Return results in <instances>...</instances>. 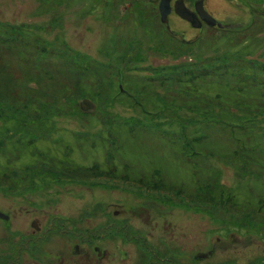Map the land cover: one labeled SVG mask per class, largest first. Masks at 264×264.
Masks as SVG:
<instances>
[{"label":"rangeland","instance_id":"obj_1","mask_svg":"<svg viewBox=\"0 0 264 264\" xmlns=\"http://www.w3.org/2000/svg\"><path fill=\"white\" fill-rule=\"evenodd\" d=\"M234 1H207L223 27L172 38L160 12L0 0V174L43 219L153 199L174 264H192L189 246H213L196 264H264V6ZM129 78L149 84L131 107Z\"/></svg>","mask_w":264,"mask_h":264},{"label":"flooded vegetation","instance_id":"obj_2","mask_svg":"<svg viewBox=\"0 0 264 264\" xmlns=\"http://www.w3.org/2000/svg\"><path fill=\"white\" fill-rule=\"evenodd\" d=\"M138 1L105 0L103 6L111 11L119 8L120 20L127 16L160 20L159 0H140L145 2L144 8L147 9L146 12L141 10V15H138V6L141 8ZM207 1L168 0L165 25L168 33L183 37L185 31H201L209 27L197 10L199 5L220 22L209 10ZM239 1H234L236 6H243ZM243 1L248 8L254 2ZM4 2L9 4V0ZM177 8H185L192 20L179 15ZM175 21L179 22L175 25L178 28L171 27ZM179 27L182 30L178 31ZM181 40L191 41L185 37ZM2 179L7 180V184ZM28 195L27 185L15 188L10 173L0 174V264H164L165 259L167 264H174L172 259L164 256L159 208L151 198L145 202L138 200L128 209L121 204L122 200L112 198L101 212L90 208L87 214L63 221L59 213L51 219L48 216L43 219V215L36 211H42V208L32 207ZM212 247L205 245L206 251L187 247L188 260L192 264L205 261L213 255Z\"/></svg>","mask_w":264,"mask_h":264},{"label":"water","instance_id":"obj_3","mask_svg":"<svg viewBox=\"0 0 264 264\" xmlns=\"http://www.w3.org/2000/svg\"><path fill=\"white\" fill-rule=\"evenodd\" d=\"M197 10L201 14L203 20L205 22H207L209 25H218L220 27L224 26V24H222L221 22L216 21V19L211 14H209L206 10H204L202 6H200V5L197 6ZM168 11H169L168 0H160L159 12H160V16H161L162 21H165V17H166L165 15L168 13ZM177 12L182 17H185L188 20H192V15H190V13L187 12L185 8H183V9L177 8ZM78 108L83 113H86V112L92 113V112L96 111V103L89 98H83L78 102ZM210 253L211 252H208V254H210ZM208 254H205V256Z\"/></svg>","mask_w":264,"mask_h":264},{"label":"trees","instance_id":"obj_4","mask_svg":"<svg viewBox=\"0 0 264 264\" xmlns=\"http://www.w3.org/2000/svg\"><path fill=\"white\" fill-rule=\"evenodd\" d=\"M171 37L173 38V37H176L175 35H171ZM177 38V37H176ZM176 39H174V41H175ZM189 43H192L191 41H189ZM182 45H183V47L184 48H175V51H179L180 53L181 52H185V51H182V50H184V49H187V47H185V46H187L188 45V42L187 41H182ZM245 71V70H244ZM136 80H134V79H130L129 78V80H125V82H124V84H122L123 85V89H121V91L119 92V94L117 95L118 97L119 96H122L123 94H125V97L127 98V100H126V103L128 104V106L129 107H131V106H133V105H131V104H134L133 102V100L130 98L131 97V90L132 89H134L135 88V86H136V88H140L141 89V87H139V85H141V86H148L149 84L147 83V82H145V81H143V79H142V81L141 82H139L138 83V81L137 82H135ZM135 82V83H134ZM126 85V86H125ZM138 86V87H137ZM159 102H161L162 103V101H160L159 100ZM135 104H138V106H142L141 105V103L139 102V101H136L135 102ZM165 104V103H164ZM164 106V105H163ZM163 113V115H165V113L164 112H162ZM44 120L45 119H43L41 122L40 121H36V122H34L35 124H36V126H37V128L42 124V122H44ZM224 122H226V121H224Z\"/></svg>","mask_w":264,"mask_h":264}]
</instances>
